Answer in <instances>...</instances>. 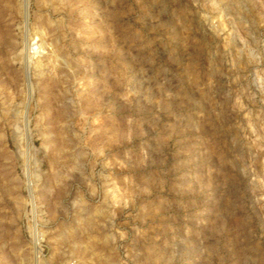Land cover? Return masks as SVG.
I'll return each mask as SVG.
<instances>
[{"label": "rangeland", "instance_id": "1", "mask_svg": "<svg viewBox=\"0 0 264 264\" xmlns=\"http://www.w3.org/2000/svg\"><path fill=\"white\" fill-rule=\"evenodd\" d=\"M0 264H264V0H0Z\"/></svg>", "mask_w": 264, "mask_h": 264}]
</instances>
